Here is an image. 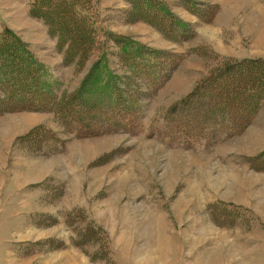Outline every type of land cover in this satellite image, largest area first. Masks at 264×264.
<instances>
[{
  "label": "rangeland",
  "instance_id": "374dc122",
  "mask_svg": "<svg viewBox=\"0 0 264 264\" xmlns=\"http://www.w3.org/2000/svg\"><path fill=\"white\" fill-rule=\"evenodd\" d=\"M4 28L69 102L0 113V264H264V107L205 147L149 131L211 69L264 60V0H0ZM98 65L156 83L139 126L76 115Z\"/></svg>",
  "mask_w": 264,
  "mask_h": 264
},
{
  "label": "trees",
  "instance_id": "16d2710c",
  "mask_svg": "<svg viewBox=\"0 0 264 264\" xmlns=\"http://www.w3.org/2000/svg\"><path fill=\"white\" fill-rule=\"evenodd\" d=\"M41 3L42 1L39 4L42 5ZM136 52L133 54H137ZM140 64L132 67L136 70L135 74L141 75L142 69V74L149 71L148 75L155 76L153 79L157 82L158 73L152 71L151 64L142 69ZM94 70V74H90L84 83L86 85L83 84L84 88L81 87L76 93L78 97L76 94L72 96L70 103L76 109V115L84 112V119L88 116L95 118L102 111L103 105L112 110V115L104 118L107 128L130 130L131 123L139 126L138 121L143 111L142 98L149 96L146 92L155 90L156 83L148 85L151 81L147 85L141 84L130 91L126 85L120 87L119 84L123 82H117L116 75L110 76L112 69L110 71L98 65ZM101 71L105 73L101 74ZM103 76H106V81H103ZM98 83H105L106 86L102 88ZM125 83L127 84L126 81ZM56 92L62 93L61 85L51 77L48 69H44L32 57L28 47L14 32L8 28L0 30V113L26 108L28 105H34L33 110H41V106L52 99L53 106L59 102L65 107L68 99L59 97L55 101ZM262 107L264 60H230L211 69L186 97L169 108L166 115L161 117V124L159 120H154L149 131L160 130L161 136L169 143L205 147L221 139L242 134ZM256 159L260 163L264 162V153Z\"/></svg>",
  "mask_w": 264,
  "mask_h": 264
}]
</instances>
